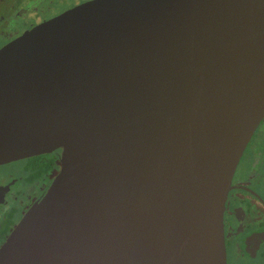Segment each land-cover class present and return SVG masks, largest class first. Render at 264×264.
I'll return each instance as SVG.
<instances>
[{
  "label": "water",
  "instance_id": "obj_1",
  "mask_svg": "<svg viewBox=\"0 0 264 264\" xmlns=\"http://www.w3.org/2000/svg\"><path fill=\"white\" fill-rule=\"evenodd\" d=\"M264 118V0H90L0 47V165L59 150L0 264H226Z\"/></svg>",
  "mask_w": 264,
  "mask_h": 264
},
{
  "label": "flooded vegetation",
  "instance_id": "obj_2",
  "mask_svg": "<svg viewBox=\"0 0 264 264\" xmlns=\"http://www.w3.org/2000/svg\"><path fill=\"white\" fill-rule=\"evenodd\" d=\"M87 1L90 0H0V47L25 29ZM251 138L233 172L225 201L226 264H264V141L251 145ZM58 153L55 150L0 165V210H6L0 213V245L56 174ZM40 167L46 170L43 175ZM14 171L30 173L25 188L17 189ZM41 176L45 177L43 182Z\"/></svg>",
  "mask_w": 264,
  "mask_h": 264
},
{
  "label": "rangeland",
  "instance_id": "obj_3",
  "mask_svg": "<svg viewBox=\"0 0 264 264\" xmlns=\"http://www.w3.org/2000/svg\"><path fill=\"white\" fill-rule=\"evenodd\" d=\"M263 135H264V119L262 120V122H261V126L259 127V129H257L255 132H254V135L252 136V138H251V145L252 144H257V143H260V141H264V138H263ZM35 164V162H30V165H34ZM40 174L41 175H43L45 172H46V170H44V169H42L41 167H40ZM14 173H15V177H17V184H16V187H17V189H22L23 187L25 188V186L27 185L26 183H27V175L28 174H30V173H27L26 175H23V173L22 174H20V172L19 171H17V173L14 171ZM31 174H32V172H31ZM44 176H41V181L43 182V180H44ZM31 179H33V178H31ZM4 211H6L5 209H1L0 210V213L1 212H4Z\"/></svg>",
  "mask_w": 264,
  "mask_h": 264
}]
</instances>
